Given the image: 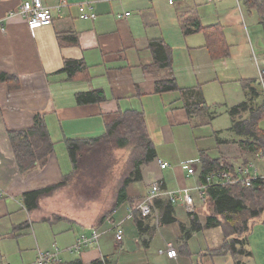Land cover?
Returning a JSON list of instances; mask_svg holds the SVG:
<instances>
[{"label": "crops", "instance_id": "0c3cea01", "mask_svg": "<svg viewBox=\"0 0 264 264\" xmlns=\"http://www.w3.org/2000/svg\"><path fill=\"white\" fill-rule=\"evenodd\" d=\"M24 1L0 0V73L8 76L0 81V264H10L9 261L36 264L38 250L52 251L55 248L59 249L60 259L55 264H70L75 260L90 264L102 257L108 264H189L190 249L188 253L180 251L183 240L177 223L181 222L187 229L189 218L179 201L170 203L177 222L162 224L161 210L153 205V214L144 220L139 230L132 212L139 202L138 195H132L128 188L132 203L127 200L115 209L100 206L88 216L76 211L74 201L80 196L71 191L76 182L65 185L74 174L63 140L92 138L95 128L105 129L120 111L136 109L143 113L156 149V159L146 166H151L156 175L150 185L158 182L162 188L170 189L184 187L188 181L193 183V177L186 176L185 163L200 160V153H205V149L175 164L158 155L157 149L172 143L178 127L190 119L195 127L201 124L200 129L210 125L217 116L207 104L204 89L219 82L213 62L219 56L210 53L206 30L185 33L182 27V23L197 19L201 28L217 24L222 29V37L229 47L225 57L237 61V77L243 85V100L225 108L230 126L225 127L227 138H219L217 142L222 151L216 157L205 155L210 159H225L233 170L239 165L254 163L258 166V173L264 175V158L257 157L255 151L240 147V136L231 129L232 118L228 112L248 98L250 88H256L264 98L254 61L255 57H264V14L258 13L246 0H180L174 4L167 1L165 6H161L159 0H87L96 18L85 20L79 17L77 7L83 0H64L68 5L55 13L50 25L30 30L21 15L16 13ZM58 1L42 0L46 6H54ZM241 2L244 10L240 8ZM212 4L214 7L210 6ZM124 12L129 15L117 16ZM240 20L245 30L248 25L252 37H248L247 43L244 39L239 41L236 26L240 27ZM165 27L169 30L168 42L163 34ZM175 37L183 41L181 71L188 76L187 84L180 82L173 69V48L169 43ZM152 42L155 43L150 44ZM241 43L242 50L239 49ZM164 56L169 64L159 66L158 62ZM66 59L81 60L85 70L67 79L65 73H57ZM209 67L215 70L214 78L209 76ZM170 78L175 80L177 88L157 93L156 81ZM94 89L103 91L104 101L76 102L77 93ZM194 103H203L204 109L188 110V105ZM204 113L207 114L205 123L202 122ZM37 115L45 124L52 150L42 162L43 141L35 134L27 136L41 161L38 158L30 168L20 171L9 133L32 129ZM249 116L250 111L244 110L234 119L244 120ZM261 122L259 120V124ZM159 160L167 162L168 166L161 168ZM163 170L169 173L164 176L160 172ZM144 176L142 171V181ZM65 177L64 184L35 198L25 197L26 193L64 181ZM170 181L174 184H169ZM148 188L144 193H138L140 197ZM156 200L168 201L163 197ZM199 208L206 213L201 216ZM195 209L198 222L203 224L212 211L208 197L196 201ZM109 211V215L101 219ZM119 221H123L124 234L121 241H116L112 228L113 223ZM92 228L102 232L98 243L80 252L71 251L77 235ZM213 228L193 232L187 240V247L193 238H205ZM220 233L223 239L222 231ZM246 234H249L252 264H264V210L251 220ZM45 236L50 240L43 241ZM168 243L176 247V259L158 252ZM220 257L226 258V255ZM208 263L213 264V261L209 259Z\"/></svg>", "mask_w": 264, "mask_h": 264}, {"label": "trees", "instance_id": "16d2710c", "mask_svg": "<svg viewBox=\"0 0 264 264\" xmlns=\"http://www.w3.org/2000/svg\"><path fill=\"white\" fill-rule=\"evenodd\" d=\"M248 5L256 8L258 13L264 14V0H246ZM183 31L185 33H191L198 30H206L207 47L212 54V56L225 57L228 55V45L226 44L224 38L222 37V29L216 24L210 27H202L197 19L192 21L182 23ZM152 42L150 44H153ZM169 64L168 58L166 56L162 57L158 62L159 66H166ZM86 66L81 60L76 59H66L62 67L57 71V73H65L67 79H72L73 76L81 73L85 70ZM8 79V76L4 73H0V81ZM177 88L174 79H166L156 81V92H168L170 90H175ZM250 95L248 98L231 107L229 109V115L232 118L231 129L240 136L238 144L241 148L246 150H251L252 152L260 153L264 158V130L259 128V120L264 119V101L260 92L256 88H250ZM261 97V99H260ZM76 102L78 104H88L102 102L105 100V95L102 90H89L85 92H79L75 95ZM256 101V102H255ZM255 102L256 106L253 107L252 104ZM188 110L192 112L204 109L203 103L190 104L188 105ZM244 110L250 111V116L248 119L236 120L234 116ZM35 134L40 138L43 145V156H41L42 162H44V156L47 155L52 150V142L50 141L49 134L46 130L45 124L42 118L37 115L34 121V125L30 130H17L9 133L10 142L14 151V156L16 163L20 171H24L30 168L33 162L41 157L39 154L34 152L35 150L30 146L27 136ZM115 138L117 144L123 146L125 144H132L134 149L138 151L140 158L134 161L133 169L130 174L122 178L120 185L117 189L115 196L114 206L112 209L117 208L122 203L129 200L133 202L132 197L128 196L127 188L132 182H141L142 172L141 165H147L156 159V149L153 141L151 140L149 133L147 131V126L143 113L136 109H125L120 111L118 116L110 123L106 125V131L104 135L100 138H65L64 142L66 145L69 160L73 166V174L77 169L78 163H81V153L84 147L87 149L92 148L97 143H101L105 140H110ZM200 164H201V175L205 176L211 171H215L223 164V167L230 168V165L225 159H210L205 153H200ZM61 181L56 185L50 187L32 191L25 194V197L33 196L37 197L40 193L48 192L53 188L64 184L65 180ZM264 192V179L252 181L249 187H242L240 184L233 185H213L208 187L205 192V198L208 197L211 203V213L206 217L203 224L199 223L195 214H187L189 218V226L185 229L181 222H177L174 217L173 207L169 201L156 200L154 203L155 208H160V222L162 224H169L177 222L182 233V240L180 246V251L183 253H188L187 240L193 232H198L202 229H208L213 227H221L223 233V242L220 246L213 249H206L202 252H207L210 256H225L230 253L234 256H250L251 252L243 249L242 243L239 238H236L238 234L246 235L249 230V225L251 220L258 217L262 211L263 207H258L254 205L253 207L247 205V202L253 204H258V198L261 197V193ZM137 198V197H135ZM138 196V200H139ZM29 205V204H28ZM34 206V205H29ZM135 214V224L137 229H141L146 217H142L140 212L134 208L132 211ZM110 211L103 215L101 219H104L109 215ZM233 235V238L230 236ZM208 250V251H207ZM237 254V255H235ZM105 263L108 261L105 259ZM101 259L92 261L90 264H105ZM70 264H83L81 260L72 261Z\"/></svg>", "mask_w": 264, "mask_h": 264}, {"label": "rangeland", "instance_id": "374dc122", "mask_svg": "<svg viewBox=\"0 0 264 264\" xmlns=\"http://www.w3.org/2000/svg\"><path fill=\"white\" fill-rule=\"evenodd\" d=\"M165 2L167 3V0H159V4L161 6H165ZM239 5L240 8L244 10L243 3L241 2ZM210 6L214 7L213 4ZM234 7L236 11H238L237 6ZM239 24V28L236 26L239 34V41L241 39H244V41L247 43L248 37L252 38L248 30V25H246L247 27L245 30V26L243 25V23H241V20ZM168 32L169 30L165 27V29L163 30V34L164 36H166V38ZM166 41L168 42V38L166 39ZM182 42V40H178L175 37L170 41L169 45L173 48L171 55L173 59V69L174 71H176L180 82H182L183 84H187L189 82L188 76L185 74V72L181 71V68L183 67ZM239 49H243L242 43L239 45ZM191 61H193V56L191 58ZM209 61L210 60H208V63ZM213 62L216 64L215 69L219 76V82L210 84L208 87H206L204 89V95L206 97L207 104L215 110L217 116L213 121H211L210 125H205L204 128H198L201 124L195 127L191 119L188 123L178 127V129L176 130V138H174L173 142L162 145V147L157 149L158 155L166 157V159L171 164H175L179 160L188 158L192 155H197V152L201 149H205V153H207L211 157L219 156L222 150L218 149L217 142L219 138H227L228 134H226L227 131L225 127L230 126V120L225 112V108L226 106L229 107L243 100V85L239 83L237 77V61L232 60L229 57H219V59L213 60ZM208 69L210 72L209 76H211V78H214V75L216 74L215 70L211 67H209ZM261 100L264 101V98ZM206 116L207 114L204 113V117L202 119V122L204 123L206 121ZM208 122H210V119H208ZM259 127L261 129H264V119H262ZM105 131L106 128H95L92 132V138L102 137ZM214 131H216V133ZM217 131H219L220 134H218ZM56 144L60 145L61 143L56 142ZM133 147L134 146L132 144H125L123 146H120L117 144V140L113 138L110 140L102 141L101 143L99 142L90 149H87V147L83 148V151L81 153V163H78V167L71 178L72 180H67L65 183L66 185L72 181L76 182V184L74 185V189H71L75 196H80L74 201V209L76 211L88 216L89 213L97 207L107 206V208L110 207L109 209H111L114 206L115 196L122 178L130 174L131 170L134 167V161L140 158L138 151ZM256 156L262 158V155H260V153H257ZM146 166L147 165H141V172L143 171V174L145 175L144 180L146 181L144 182L143 180L139 183L132 182L128 186V190L133 193L132 195L136 194L139 196V201L142 198V196L140 197L139 194H142V192L144 193L145 189L150 186L149 182H152L156 176L155 172H153L154 170H152V167ZM256 167L258 169V166ZM160 172H162L164 176L169 173V171L167 170H163ZM169 184H174V182L170 181ZM186 184L190 186L192 184V181H188ZM169 188L179 189L180 187L173 186ZM259 195H261V197L258 198L259 205L253 204L251 202H247V205L251 207L257 205L260 208H264V192ZM208 209L209 207L206 208V210ZM198 212H202L200 213V215L203 214V212L206 213L203 208H199ZM251 229L252 227L250 228V231ZM210 231L211 232L208 235L210 237L206 236L205 238H193L189 242V253H191L189 264H209V259L213 261V264H252L250 256L237 257L230 253H227L226 258H221L220 256L212 257L207 252H204V254L202 255V252L206 250L205 248L213 249L217 246H220L223 242L220 233L222 231L221 227L213 228ZM248 237L249 234L242 235L241 233L236 236V238H239V241L242 243L243 249L251 252ZM45 238L46 239H44L43 241L50 240L47 239L46 236ZM230 238H233V235L230 236ZM9 263L13 264L10 261Z\"/></svg>", "mask_w": 264, "mask_h": 264}, {"label": "built area", "instance_id": "2783aa9c", "mask_svg": "<svg viewBox=\"0 0 264 264\" xmlns=\"http://www.w3.org/2000/svg\"><path fill=\"white\" fill-rule=\"evenodd\" d=\"M169 4H174L180 0H167ZM68 4L64 0H59L54 6H46L42 0H26L24 1L19 10L16 12L21 15L25 20L27 27L33 30L37 27L48 26L52 23L55 13H58L60 9ZM79 17L85 20H93L96 18V13L93 11L91 3L87 0H83L77 4ZM13 13H10L12 15ZM129 12L118 14L121 16H128ZM3 29V28H2ZM255 64L258 70V80L262 89L264 97V58L262 65L258 63V60L254 58ZM161 168L168 166L167 162L159 160ZM196 165L200 167L197 168ZM186 172L188 177H193V183L189 186L180 187L179 189H164L158 182H153L138 204L135 206L142 217H150L153 211V205L157 198L163 197L170 203L179 201L184 207L187 214L191 215L195 212L196 201L205 200V192L208 187L213 185H233L240 184L242 187H249L254 180H262L264 175L258 173L256 166L253 163L246 164L244 166L239 165L236 169L223 167L220 165L215 171H211L209 174L201 175L200 160L187 161L185 163ZM123 221L113 223V234L116 241H121L123 238ZM101 230L92 228L89 230H82L76 237L75 243L70 249L74 252H80L86 247L96 245L101 237ZM160 254H164L169 259H176L178 257V251L176 247L168 243L164 248L158 250ZM105 263V258H100ZM60 261L59 249L54 250H38L36 254V264H55ZM107 264V263H105Z\"/></svg>", "mask_w": 264, "mask_h": 264}, {"label": "bare ground", "instance_id": "6f19581e", "mask_svg": "<svg viewBox=\"0 0 264 264\" xmlns=\"http://www.w3.org/2000/svg\"><path fill=\"white\" fill-rule=\"evenodd\" d=\"M257 60H258V63H262V61H263V58H261V59H258L257 57H255ZM262 65V64H261ZM258 84H259V86H260V83H259V80H258ZM260 88H261V86H260ZM261 91H262V89H261Z\"/></svg>", "mask_w": 264, "mask_h": 264}]
</instances>
